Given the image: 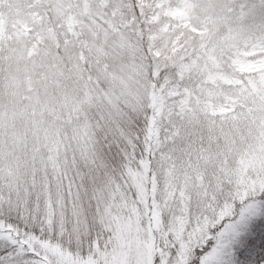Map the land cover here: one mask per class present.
<instances>
[{
  "label": "snow or ice",
  "instance_id": "1",
  "mask_svg": "<svg viewBox=\"0 0 264 264\" xmlns=\"http://www.w3.org/2000/svg\"><path fill=\"white\" fill-rule=\"evenodd\" d=\"M0 264H264V0H0Z\"/></svg>",
  "mask_w": 264,
  "mask_h": 264
}]
</instances>
